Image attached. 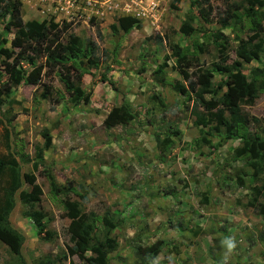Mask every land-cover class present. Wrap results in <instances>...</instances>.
<instances>
[{
	"label": "rangeland",
	"instance_id": "1",
	"mask_svg": "<svg viewBox=\"0 0 264 264\" xmlns=\"http://www.w3.org/2000/svg\"><path fill=\"white\" fill-rule=\"evenodd\" d=\"M20 1L25 22L46 27L53 22L59 28L66 23L82 41L96 43L100 59L82 74L80 87L90 94L87 104L67 94L59 67H45L39 86L23 81L3 98L0 157L19 160L21 190L42 192L44 233L39 234L24 216L28 208L19 195L10 219L26 237L25 264H40L46 258L53 264H87L78 256L63 258L73 246L65 209L69 199L80 204L86 217L97 219L98 238L110 235L116 241V250L108 255L111 264H264V216L259 212L264 198L258 194L264 169L259 171L249 159L235 155L242 145L239 139L222 147L218 138L209 144L198 141L216 125L204 105L219 107L226 88L205 92L204 105L195 93L176 89L178 85L187 89L195 73L212 70L224 56L227 65L240 61L248 78L251 69L263 66L262 60L244 63L237 56L239 45L254 34L244 11L236 9L240 0ZM128 16L140 21L142 28L113 32L112 25L118 27V19ZM9 19L0 18V35L10 49L15 32L4 30ZM225 21L228 26L223 27ZM185 23L195 29L191 35L182 31ZM217 32L222 37L216 38ZM173 46L185 50L191 66L186 68L188 81L180 75ZM2 61L0 85L10 80ZM44 61L38 59L37 67ZM21 68L27 76L33 70L25 62ZM104 76L113 84L103 82ZM213 76L215 84L221 81L219 74ZM45 85L52 88L48 96ZM126 103L137 118L107 127L111 110ZM241 112L250 119L247 132L263 138L264 92L252 106L242 105ZM198 116L206 125L198 122ZM45 132L52 145L38 160ZM49 172L60 185L72 182L75 191L54 196ZM32 175L35 183L29 184ZM107 212L122 222L113 231L102 221ZM157 245L161 250L153 255ZM0 264L23 263L0 242Z\"/></svg>",
	"mask_w": 264,
	"mask_h": 264
},
{
	"label": "trees",
	"instance_id": "2",
	"mask_svg": "<svg viewBox=\"0 0 264 264\" xmlns=\"http://www.w3.org/2000/svg\"><path fill=\"white\" fill-rule=\"evenodd\" d=\"M235 6L237 11L241 9L244 11L245 18L251 22L254 30V34L239 45L237 56L244 63L260 62V60L264 62V13L262 12L264 0H240L239 4ZM21 8L22 3L20 0H0V18L5 19L10 16L9 21L4 23V30L15 32L10 49L6 47L8 40L2 34L0 35V58H4L2 62L10 73L9 82L0 85V107L4 104L3 98L10 96L13 85H19L25 81L27 84L39 86L42 79V70L45 67L50 68V70L54 67L62 69L61 80L67 94L80 103L87 104L90 94L83 91L80 83L82 74L89 73L94 64L100 60L97 56L96 43L91 40L82 41L73 32H69V25L66 23L62 28H59L53 22L47 27L37 21L25 22ZM239 20L241 22V19ZM227 24L228 21L223 22V27L228 26ZM141 28L140 21L130 16L119 18L118 27L115 25L111 27L113 32L120 30L124 33ZM182 31L186 35H191L195 29L189 23H185ZM98 34L102 38L100 31H98ZM214 35L216 38H220L221 33L217 32ZM64 36L67 38L65 41H63ZM156 38L159 41L162 40L161 37ZM172 50L177 65L181 68L180 75L184 80H190L186 68L188 69L191 66L187 55H185V50L178 46H173ZM40 58H44L45 61L37 67L36 61ZM227 61L226 56L221 57L220 62L214 64L212 70H199L198 73H195V80L189 81L187 89L179 85L176 89L182 94L186 92L195 93L200 104L204 105L202 100L205 92L212 88H215L216 92H220L226 88L219 101V107L204 105L212 122L216 125L204 133L198 141H201L202 144H209L211 138H218V146L222 147L228 140L239 139L242 141V145L235 149V155L238 158L249 159L250 164L261 171L264 169V137L252 136L247 132L245 127L250 123V119L247 115L242 114L241 107L242 105L252 106L258 99L259 93L264 92V64L261 68L251 69L249 71L251 76L249 75L250 78H248L240 61H236L232 65H227ZM24 62L33 67L28 76L26 71L21 68ZM74 72H78V75L73 76ZM214 73L221 76V81L216 84L213 82ZM157 80L159 79L157 78ZM102 81L113 84L105 76ZM198 85L201 87L196 91ZM51 90V87L45 85V96L50 95ZM215 109L216 111L213 112ZM136 118L137 115L126 103L111 110L105 120V125L109 128L119 124L125 125ZM198 122L206 125L205 120L200 116H198ZM1 124L0 118V126ZM43 137L45 142L38 151V160L44 158L43 152L52 145V137L49 132H45ZM159 141L158 138L157 142ZM26 162L30 163L29 161ZM37 166V163L33 165V171L37 170ZM46 176L54 196H68L75 191L72 182L67 185H60L50 172ZM34 183L35 176L32 175L29 177V184ZM22 186V170L19 160L12 155L4 158L0 157V242L7 245L12 254L25 264L22 248L26 237L21 231L12 226L10 220L16 207L17 195H19L21 203L28 208L24 212V216L32 220L39 234L45 232L46 223L41 210V190L37 189L34 193H28L21 190ZM258 194L264 198V185L258 191ZM65 209L67 217L71 221L68 234L73 246L69 247L68 254L64 255L63 258L68 260L69 256H78L87 264H111L108 255L116 250V241L110 235H105L103 239L96 236L97 219L82 214L80 204L77 201L66 200ZM259 212L264 216V204L260 205ZM102 221L109 231H113L122 224L119 216L110 212L105 214ZM160 250V246L157 245V248L152 252L153 255H157ZM86 253H91V256L85 257ZM40 264H53V262L46 258ZM70 264H84V262L74 263L71 261Z\"/></svg>",
	"mask_w": 264,
	"mask_h": 264
},
{
	"label": "built area",
	"instance_id": "3",
	"mask_svg": "<svg viewBox=\"0 0 264 264\" xmlns=\"http://www.w3.org/2000/svg\"><path fill=\"white\" fill-rule=\"evenodd\" d=\"M88 4L92 5L90 2Z\"/></svg>",
	"mask_w": 264,
	"mask_h": 264
}]
</instances>
